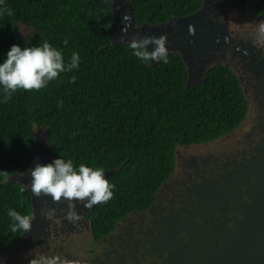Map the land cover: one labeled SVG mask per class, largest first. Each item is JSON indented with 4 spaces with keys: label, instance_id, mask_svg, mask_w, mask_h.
Instances as JSON below:
<instances>
[{
    "label": "trees",
    "instance_id": "obj_1",
    "mask_svg": "<svg viewBox=\"0 0 264 264\" xmlns=\"http://www.w3.org/2000/svg\"><path fill=\"white\" fill-rule=\"evenodd\" d=\"M138 25L161 24L197 12L202 0H125ZM14 11L0 16V62L12 45L31 47L15 22L44 32V41L61 50L65 62L80 56L78 70L61 73L39 91L18 90L0 104V255L21 235L12 232L9 208L32 214L24 186L11 179L30 166L35 153V127L48 129L51 161L71 158L74 166L115 169L108 178L113 197L94 205L93 231L109 232L123 216L143 210L173 174L178 145L205 143L236 129L248 102L237 77L226 67L207 69L200 84L188 85L181 55L169 63L145 65L128 43L112 39L118 29L107 0H5ZM264 13V0H259ZM67 42V43H65ZM75 77V82L70 79ZM62 100L63 106L57 101ZM3 177L0 176V180Z\"/></svg>",
    "mask_w": 264,
    "mask_h": 264
},
{
    "label": "flooded vegetation",
    "instance_id": "obj_2",
    "mask_svg": "<svg viewBox=\"0 0 264 264\" xmlns=\"http://www.w3.org/2000/svg\"><path fill=\"white\" fill-rule=\"evenodd\" d=\"M258 4L202 0L195 17L206 47L202 60L226 67L242 86L246 117L224 135L244 123L241 136L218 151L189 148L211 141L180 145L175 170L152 204L123 216L103 235L93 231L94 206L77 205L80 220L71 223L67 201L35 196L31 230L0 255V264L49 256L62 264H223L251 192L264 182V13Z\"/></svg>",
    "mask_w": 264,
    "mask_h": 264
},
{
    "label": "clouds",
    "instance_id": "obj_3",
    "mask_svg": "<svg viewBox=\"0 0 264 264\" xmlns=\"http://www.w3.org/2000/svg\"><path fill=\"white\" fill-rule=\"evenodd\" d=\"M13 15L14 11L6 6L5 0H0V16ZM128 19V16L124 17V20ZM194 32L193 27L191 34ZM167 39V34L158 37L143 36L139 39L132 38L128 41V46L132 55L146 66L153 61L168 64ZM149 45L153 46L151 51L148 50ZM80 62L79 54L73 52L70 61L66 63L62 51L47 41L32 47L12 45L5 59L0 62V104L7 103L18 90L39 91L46 88L61 73L78 70ZM70 82L74 83L75 77ZM57 104L62 107L63 101L58 100ZM0 176L3 177L0 183L8 182V172L0 170ZM30 176V184L24 185L21 192L30 189L34 196L40 197L43 194L54 202L63 198L68 202L67 219L71 223L80 220L77 205L82 204L85 209H90L94 205L107 203L114 194V185L105 178L103 167L86 166L84 163L74 166L71 158L59 156L45 165L37 163L30 170ZM6 214L11 219L12 232L25 233L31 230L34 219L32 215L21 214L11 208ZM32 264H62V261L58 256H49L33 260Z\"/></svg>",
    "mask_w": 264,
    "mask_h": 264
},
{
    "label": "water",
    "instance_id": "obj_4",
    "mask_svg": "<svg viewBox=\"0 0 264 264\" xmlns=\"http://www.w3.org/2000/svg\"><path fill=\"white\" fill-rule=\"evenodd\" d=\"M112 7L114 17L118 23V29L112 39V44L118 46L128 43L132 38L139 39L143 36H160L167 34L166 47L169 53L176 52L181 55L187 66L188 85L200 84L206 70L211 66L202 60L205 56L206 47L200 34V25L195 17L198 12L189 16L177 17L161 24L138 25L132 12L131 4L125 0H107ZM128 16L126 21L124 17ZM195 32L191 34L192 28ZM152 45L148 50H152ZM155 64V62H151ZM35 153L33 160L24 172L15 174L12 180L22 185L30 184V170L39 163L45 165L51 162L48 129L38 128L35 130ZM115 169L105 172L108 179ZM29 194L32 202V212L35 211L36 197ZM251 202L246 207V212L239 220L230 242L227 246L223 264H264V182L255 187L250 195Z\"/></svg>",
    "mask_w": 264,
    "mask_h": 264
},
{
    "label": "rangeland",
    "instance_id": "obj_5",
    "mask_svg": "<svg viewBox=\"0 0 264 264\" xmlns=\"http://www.w3.org/2000/svg\"><path fill=\"white\" fill-rule=\"evenodd\" d=\"M15 27L19 35L23 37L31 45V47L38 46L43 43L45 35L44 32L38 27L30 23H27L25 21L15 22ZM246 121L247 120H245V124ZM245 128L243 123V127L241 125L237 129V132L231 137L223 136L209 143L201 144V145H192L189 148L193 149L194 151H200V152H210V151H218L221 149H226V147L232 144L236 138L241 136ZM35 130H38V127H35ZM177 150L184 151V148L178 145Z\"/></svg>",
    "mask_w": 264,
    "mask_h": 264
}]
</instances>
